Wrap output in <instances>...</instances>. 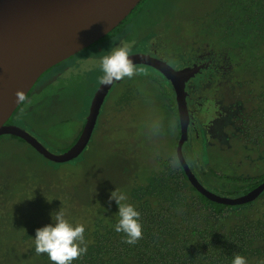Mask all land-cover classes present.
I'll use <instances>...</instances> for the list:
<instances>
[{
	"label": "trees",
	"instance_id": "obj_1",
	"mask_svg": "<svg viewBox=\"0 0 264 264\" xmlns=\"http://www.w3.org/2000/svg\"><path fill=\"white\" fill-rule=\"evenodd\" d=\"M143 2L144 0L107 35H112L128 21ZM213 6L215 32L190 39L189 48L194 46L201 51L204 48L215 52L221 61L232 62V77L221 86L229 90L224 95L231 102L234 117L230 127L226 129L229 143L224 145L225 152L222 155L217 153V149L210 143L211 137L206 140L207 145L203 149L207 163H201L198 159L199 165L191 168L200 175V181L206 188L221 195L235 197L247 193L264 180V0H216ZM166 34L172 44L170 36L174 32L166 31ZM217 34H221L220 38L210 39ZM154 89H159L158 85ZM157 92L161 93V90ZM126 94H117L116 107L131 115L138 103ZM23 104L24 102L17 111ZM173 109L176 121V108ZM11 121L12 119L8 123ZM175 125L178 142L179 123L176 122ZM6 136L26 143L18 137ZM1 137L4 136H0V139ZM102 142L98 140L93 143ZM201 147V143L196 140L192 151L199 156ZM176 148L177 143L173 151ZM90 152L65 163L50 162L41 155L37 157L43 164V170L60 173L63 169L71 168L73 171L68 175L71 176L75 173L74 169L78 168L77 165H85V162L91 165ZM248 152L256 154V164H253ZM30 157L28 155L24 159L27 164ZM97 159L92 152V162ZM155 163L156 168L143 183L136 182L131 177L127 179V203L134 205L141 213L143 224V239L135 245L124 243V234L114 230V225L119 221V209L116 202L110 200L112 192L99 188L100 174L90 171L84 172L76 180L58 178L61 180L57 185H65V188L71 186L74 193L79 192L82 186L87 187V183L89 186L98 185V188L89 189L88 199L79 201L72 198L75 206L71 208V217L66 215V219L74 226H85L88 251L82 259L73 261V264H232L234 254L244 256L248 264L264 262V208L260 202L231 206L211 201L191 185L181 165L173 169L168 164V158H157ZM71 164L72 167L69 166ZM246 168L250 170L249 174H244L243 169ZM111 169L118 168L111 165ZM241 170V174L234 173ZM114 172L117 173L110 171ZM25 173L35 175L31 166L25 167ZM30 176L27 178L32 186L38 185L35 178ZM15 181L6 174L0 176V264H13L16 256L21 258L22 264H53L47 254L35 253L34 243L36 229L53 222L49 217L50 220L41 222L37 219L40 216L27 215V224L17 221L18 227L22 228L19 234L21 248L8 255L4 240L10 233L7 231L11 217L9 200L19 202L14 196L13 188L24 185ZM50 199L46 200V205L51 203ZM258 199L264 200V193ZM45 222L47 223L44 224Z\"/></svg>",
	"mask_w": 264,
	"mask_h": 264
},
{
	"label": "rangeland",
	"instance_id": "obj_2",
	"mask_svg": "<svg viewBox=\"0 0 264 264\" xmlns=\"http://www.w3.org/2000/svg\"><path fill=\"white\" fill-rule=\"evenodd\" d=\"M215 1L144 0L142 6L136 9L135 14L102 43L97 44V47L81 51L69 60L46 71L31 90L22 107L14 113L12 121L36 136L50 151L60 153L79 129L86 107L90 105L94 92L100 85L99 77L102 72L99 62L104 55H108L111 49L118 45L129 46L131 52L144 50L145 42L159 27L165 32H174L170 36V42L173 45L188 47L190 39H198L197 36L215 32L213 29L215 12L213 3ZM220 36L221 34L212 35L210 39L215 40ZM146 86L145 92L141 93L137 100L142 98L162 103V95L154 89V85L147 84ZM116 97L117 94L108 97L94 135L83 152L84 156L91 151V165L86 162L85 165H77L78 168L74 169L76 174L72 173L71 176H68L73 171L71 168L63 169L60 173H53L49 169V171L43 170L40 158L29 146L9 136L1 137L0 176L6 174L14 181L17 179L16 183H24V185L13 188L14 196L19 202L9 200L11 217L8 220L7 231L10 233L9 237L4 240L8 255H12L14 250L19 251L21 248L19 234L22 228L18 227L17 221L20 224H27L29 222L27 215H33L40 216L37 219L44 222L50 220L49 218H52V215H55L60 208L70 218L71 208L75 206L73 199L79 201L88 199L89 189L98 188V185L89 186L87 183L88 188L82 186L79 192L74 193L71 186L65 188V185L61 187L57 185L61 180L58 179L59 177L76 180L84 172L92 171L101 176L99 188L111 192L117 190L127 195L128 177L143 183L156 168V159H167L173 152L174 145L177 143V134L168 127L169 122L174 121L171 113L165 110H161L160 113L157 111L146 113L141 110L144 115L132 116L128 112L115 109ZM219 101L220 106H216L213 113L216 116L221 114V116L217 117L208 128L202 130V134L209 133L212 137L210 143L217 149L218 152H216L222 155L225 152L224 145L229 143L226 129L230 127L232 110L229 109L230 104H225L227 100L222 96ZM211 114L212 112L208 115L211 116ZM157 119L163 122L164 130L161 135L152 136L149 133V127ZM207 120H210V117ZM106 136L108 139L104 142L93 143ZM206 145V140H201L202 152H199L198 159L204 164L207 163L203 150ZM192 146V141L186 143L184 152L193 154ZM92 152L98 158L96 162L91 160ZM28 155L31 156L29 164L24 160ZM250 156L253 164H256L258 162L256 154L251 153ZM102 158L105 160L101 164ZM72 164L69 166L72 167ZM111 165H115L118 169L112 170ZM26 166L33 168L34 176H30L28 172L25 173ZM110 171H117V173H110ZM243 171L244 174L250 173L248 168ZM193 173L199 180L200 175L196 171ZM234 173L241 174L242 170L234 171ZM28 176L35 178L38 185L32 186ZM47 180L50 181L43 183ZM48 198H51V203L46 205ZM257 199L252 202L258 201L264 208V200ZM12 204L15 205L12 206ZM46 214L48 216H45ZM13 264H22L21 258L16 256Z\"/></svg>",
	"mask_w": 264,
	"mask_h": 264
},
{
	"label": "water",
	"instance_id": "obj_3",
	"mask_svg": "<svg viewBox=\"0 0 264 264\" xmlns=\"http://www.w3.org/2000/svg\"><path fill=\"white\" fill-rule=\"evenodd\" d=\"M142 0H0V136L20 137L46 159L57 163L76 159L86 147L97 115L111 85L99 87L92 100L88 122L78 141L68 151L56 154L36 137L7 121L21 103L16 92H30L38 79L50 68L88 48L115 29ZM143 54L131 55L134 63L153 65ZM160 68V67H159ZM161 69V68H160ZM177 92L181 135L176 152L183 154L187 139L186 105L183 85L193 70L161 69ZM181 166L193 187L211 201L226 205H242L256 200L264 192V181L235 197L225 196L204 187L183 161Z\"/></svg>",
	"mask_w": 264,
	"mask_h": 264
},
{
	"label": "flooded vegetation",
	"instance_id": "obj_4",
	"mask_svg": "<svg viewBox=\"0 0 264 264\" xmlns=\"http://www.w3.org/2000/svg\"><path fill=\"white\" fill-rule=\"evenodd\" d=\"M153 33H154V35H151L150 38H148V40L145 42L144 50H137L135 52H131V55L143 54L144 56L145 55L148 56V57H145L144 60L151 62L153 65L136 63V65L138 67H141L144 69V72L142 74L137 75V76L133 77L132 79L125 78L121 81L114 82L110 86L108 93L106 94V97H105V99L102 103V106L100 108V111L97 115L95 124H94L92 132H91L90 139H89L86 147L88 146V144L90 143V141L92 139V136L94 135V132L97 128L98 121H99L100 116H101V111L103 113V109H104V106H105V103H106L108 97L111 96L112 94H118L119 95V94L127 93L126 95L128 98H131V99L134 98V100H137V98L140 96V94L145 92L144 88L147 87L146 84H141L143 82L148 83V85H154V88H156V86L158 85V88L161 90L160 94L162 95L163 102L158 103V102L150 100V99L140 98L139 101L137 100L138 104H135L136 109L133 111V113L131 115L132 116L144 115L141 110L145 111L146 113H149V112L155 113L156 111L158 113H160L161 110L168 111L169 113H171V115H173L174 122L179 123V138H180L181 124H180L178 104H177V99H176L177 92H176L174 86L171 84V82L168 79H166L161 72V69L164 67V65L169 67L174 72L181 71V70H183L185 68H189V67L193 70L192 75H190L187 79H185L183 81L178 80L184 86L183 92L185 94V105H186L185 128H186V133H187V139H186V141L183 145V148H182L183 153H185L184 152V146L189 141H192L193 146H194V142L196 140H198V142L201 143V140H208L209 138H211L209 136V133L202 134V130L208 128V126L211 125L212 122L217 119V117L221 116V114L216 116V114L213 113V110L215 109V107L220 106L219 98L221 96L225 100H227L225 103L226 105L231 103V102H229V99H226V96L224 95V93L228 94L227 93L229 91L228 88H222L221 84L224 82H228L229 79H231V77H232L231 69H232V65H233L232 62L230 61L231 63L230 62L227 63L225 61H221L215 55L216 54L215 52L207 51L204 48L201 51L198 47H194V46H192L190 48H189V46L188 47H177V46L173 47V45L170 44L168 41V37H167L166 32L163 31V29L161 27H159V29ZM107 37H108V35H106L105 37H103L102 39H100L99 41H97L96 43H94L93 45H91L90 47H88L82 51L91 49L93 47H97V44L102 43ZM144 56H142V57H144ZM70 58H68L62 62H65V61L69 60ZM169 61H171V63H169ZM62 62H60L59 64H61ZM59 64H57V65H59ZM57 65H55V66H57ZM55 66H53V67H55ZM52 68H50V69H52ZM37 82H36V84H37ZM138 84H140V85L138 86ZM34 86L32 87V89L34 88ZM100 86H101V84L95 90L93 98H94L95 93L97 92V90L99 89ZM159 89H156V91ZM31 90H30V92H31ZM93 98H92V100H93ZM92 100H91V103H92ZM117 100H115V102H114L115 109H117V107H116ZM192 101H194L195 103ZM91 103L89 106L86 107V111L82 117L80 127L71 140L72 142L74 141L73 144H71L70 146H66L60 153H56V154H61V153L68 151L78 141V139L82 135L83 130H84V128L88 122V118L90 115ZM173 107L176 108V112H177L176 121H175V115H174L175 110L173 109ZM229 109L232 110L233 107L230 106ZM117 110L120 111L119 109H117ZM210 112H212L211 116L208 115V114H210ZM233 115L234 114H233V110H232V119L234 117ZM208 117H210V120H207ZM7 124L8 125H16V126L21 127L20 125H18L17 123H15L13 121H11L10 123H7ZM21 128H23V127H21ZM23 129L26 130L25 128H23ZM26 131L29 132L28 130H26ZM31 135H33V134H31ZM4 136H6V135H4ZM34 137H36V136H34ZM18 138H20V137H18ZM20 139H22V138H20ZM107 139H108V137L106 136L103 139H101L100 141L104 142ZM37 140L43 146H45L41 142V140H39L38 138H37ZM23 141H25V140H23ZM19 142H21V141H19ZM22 143H24V142H22ZM26 143H24V144H26ZM26 145L28 146L29 144L27 143ZM86 147L84 148L83 152L86 150ZM30 148L32 149L33 147L31 146ZM33 150H35V149L33 148ZM35 152L37 153V155H41V157L45 158L44 155L39 154L36 150H35ZM83 152L76 159H73L71 161H74V160L81 158L83 156ZM46 160H48L50 162H54V161H51L49 159H46ZM54 163H57V162H54ZM191 167L192 166H190V168ZM191 170H192V168H191ZM192 172H193V170H192ZM199 182L202 184V182L200 181V178H199Z\"/></svg>",
	"mask_w": 264,
	"mask_h": 264
},
{
	"label": "clouds",
	"instance_id": "obj_5",
	"mask_svg": "<svg viewBox=\"0 0 264 264\" xmlns=\"http://www.w3.org/2000/svg\"><path fill=\"white\" fill-rule=\"evenodd\" d=\"M130 57L131 48L129 46L118 45L112 48L110 53L104 55L99 62L102 72V75L99 77V83L102 85H112L114 82L121 81L125 78L132 79L142 74L144 69L138 67ZM16 98L18 103H23L27 100L24 92L20 90L16 92ZM168 127L169 130L174 132L176 127L175 122H169ZM163 130L164 124L160 119L153 121L149 127V133L152 136L161 135ZM181 156L183 161L189 166L199 165L198 156L195 153L188 154L185 152L181 154L173 151L168 156L169 166L173 169L180 167ZM110 200H114L119 209V221L114 225V230L117 233L124 234V243L135 245L139 240L143 239L141 213L134 205L127 203L128 197L123 192L113 191ZM52 220L53 223L36 229L34 238L35 253L37 255L47 254L53 264H73V261L82 259L88 251L84 235L85 226L83 224L74 226L70 223L66 219V213L62 208L58 212H55V215H52ZM232 264H248V262L244 256L234 254Z\"/></svg>",
	"mask_w": 264,
	"mask_h": 264
}]
</instances>
